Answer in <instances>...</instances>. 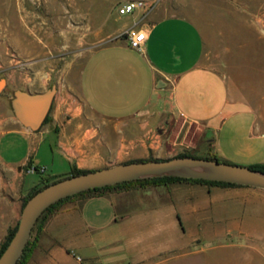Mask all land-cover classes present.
<instances>
[{
  "label": "crops",
  "instance_id": "obj_1",
  "mask_svg": "<svg viewBox=\"0 0 264 264\" xmlns=\"http://www.w3.org/2000/svg\"><path fill=\"white\" fill-rule=\"evenodd\" d=\"M154 1L145 16L116 18L114 39L83 63L74 98L44 70V37L21 28L44 17L23 15L21 0H0V243L17 220L19 199L73 168L165 159L181 148L244 167L264 164V121L231 76L205 62L208 35L219 29L196 23L194 1ZM255 4L242 5L244 26L253 29L244 32L243 70L261 81L264 15L248 10ZM129 28L145 32L137 51L123 35ZM51 87L48 121L35 130L23 126L12 112L13 94ZM221 233L261 241L264 264V190L176 181L70 200L49 217L27 264H172L202 253Z\"/></svg>",
  "mask_w": 264,
  "mask_h": 264
},
{
  "label": "rangeland",
  "instance_id": "obj_2",
  "mask_svg": "<svg viewBox=\"0 0 264 264\" xmlns=\"http://www.w3.org/2000/svg\"><path fill=\"white\" fill-rule=\"evenodd\" d=\"M21 1V5L25 8L23 15L44 17V23L28 21L21 25L28 35L34 33L44 37L45 54L41 57L44 70L46 72L52 70L55 87L65 89L68 94L76 98L77 77L83 63L92 51L114 39L116 18L127 16L116 14V8L124 0ZM190 1L196 3L197 14L194 15V20L200 27L202 20H206L212 26L210 30L219 29L208 35L206 46L208 55L205 62L225 76H231L233 83L239 85L236 90L240 92L244 101L252 107L257 118L264 121V77L262 76L261 81H258V73L249 74L243 70L246 56L242 46L244 32L253 31L249 26L247 29L244 26V18L247 14L242 5H251L257 1V4L248 10L264 15V5L258 8L264 0ZM154 10L155 7L152 11ZM55 19L57 21L53 23L52 20ZM236 44H239V47L234 48ZM254 58L252 64L255 62ZM261 64L264 65V56L261 57ZM247 74L249 76L245 78ZM183 152L195 155L194 151L181 148L174 150L165 159ZM20 154L21 151L17 150L12 158L16 159ZM37 178V174L26 177L24 186H29ZM20 200L21 198L17 203L19 205ZM18 218L19 214L17 220ZM221 236L219 240L205 241L202 253L188 255L172 264H259L262 260L261 241L256 239L247 241L243 238L229 240L226 233H221ZM247 242L251 246H247Z\"/></svg>",
  "mask_w": 264,
  "mask_h": 264
},
{
  "label": "water",
  "instance_id": "obj_3",
  "mask_svg": "<svg viewBox=\"0 0 264 264\" xmlns=\"http://www.w3.org/2000/svg\"><path fill=\"white\" fill-rule=\"evenodd\" d=\"M54 91L51 87L33 95L15 92L11 100L15 118L23 126L37 129L49 111ZM31 107H36L33 117ZM154 177L206 180L264 190V173L260 171L215 159L195 157L123 162L68 176L46 185L27 199L20 210L13 234L0 254V264L17 263L36 220L57 201L95 188Z\"/></svg>",
  "mask_w": 264,
  "mask_h": 264
},
{
  "label": "trees",
  "instance_id": "obj_4",
  "mask_svg": "<svg viewBox=\"0 0 264 264\" xmlns=\"http://www.w3.org/2000/svg\"><path fill=\"white\" fill-rule=\"evenodd\" d=\"M47 121H48V116L46 115L42 123H46ZM173 157H195V158H204V159H215V160L219 161L215 157H212L209 155L197 156V155L186 153V152L177 154ZM149 160H160V159L147 158V159H143V160H130V161H126L124 163L131 162V161H149ZM221 162H223V161H221ZM248 168L264 173V164H254V165L248 166ZM86 172H88V171H81V170H77V169L73 168V169H71V171L69 172V175H67V176L53 177L49 180L38 183L34 187L30 188L29 191L26 193V195L21 199L20 210L22 209L23 205L25 204V202L27 201V199L31 195H33L35 192H37L41 188L45 187L46 185L51 184L55 181H58L60 179L68 177V176L78 175V174H82V173H86ZM176 181L189 182L192 184H205V185L221 186V187H232V186L240 187V185L228 184V183H222V182L206 181V180L184 179V178H178V177H154V178H148V179H140V180H135V181L123 182V183L115 184L112 186H105V187H101V188H95V189L87 190L84 192H80V193L75 194L73 196L66 197L64 199L57 201L56 203L52 204L51 206H49L48 208H46L42 212V214L36 220L33 228L31 229L29 239H28L25 247L23 248V251H22V253H21L16 264H27L32 251L37 246V241H38L39 236L42 232L43 226L45 225V223L47 222L49 217L62 204L66 203L70 200L83 201V200L93 198V197H100V196H103L104 194L111 192V191H127V190L134 189V188H145V187H149V186L155 187V186H160V185H166V184L176 182ZM14 229H15V225L12 228L7 230L6 235L0 244V254L4 250L8 241L10 240Z\"/></svg>",
  "mask_w": 264,
  "mask_h": 264
},
{
  "label": "built area",
  "instance_id": "obj_5",
  "mask_svg": "<svg viewBox=\"0 0 264 264\" xmlns=\"http://www.w3.org/2000/svg\"><path fill=\"white\" fill-rule=\"evenodd\" d=\"M155 7L154 0H126L116 8L118 16L130 15L135 11L141 12L142 15L149 14ZM127 45L131 50H139L144 43L146 36L141 29L129 28L123 33ZM32 171V169H28Z\"/></svg>",
  "mask_w": 264,
  "mask_h": 264
}]
</instances>
